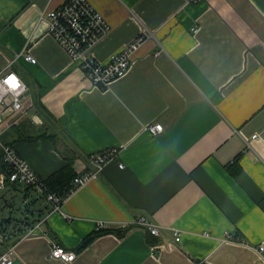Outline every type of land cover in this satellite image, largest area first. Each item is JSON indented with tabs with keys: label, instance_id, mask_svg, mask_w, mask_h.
Instances as JSON below:
<instances>
[{
	"label": "crops",
	"instance_id": "crops-1",
	"mask_svg": "<svg viewBox=\"0 0 264 264\" xmlns=\"http://www.w3.org/2000/svg\"><path fill=\"white\" fill-rule=\"evenodd\" d=\"M65 1L0 0V74L28 88L24 116L0 141L41 179L117 156L59 211L0 185V228L18 237L0 254L11 249V264H264L254 249L264 244V0H86L109 27L86 51L95 61L150 33L106 89L49 34L46 14ZM154 123L163 131L150 136ZM141 217L159 237L134 224ZM53 244L75 259L52 258Z\"/></svg>",
	"mask_w": 264,
	"mask_h": 264
},
{
	"label": "built area",
	"instance_id": "built-area-1",
	"mask_svg": "<svg viewBox=\"0 0 264 264\" xmlns=\"http://www.w3.org/2000/svg\"><path fill=\"white\" fill-rule=\"evenodd\" d=\"M198 2L199 0H192ZM49 34L65 50L69 57L79 63L82 74L91 84L98 89H106L110 83L126 75L130 68V55L139 47L141 42L150 35L147 29H143L141 35L124 50L112 55L107 63H99L86 55V51L92 44L101 38L109 29L102 16L87 3L86 0H67L63 5L46 14ZM197 33V29H192ZM159 52L155 54L158 56ZM31 64H36V60L28 53L17 56ZM16 59L12 61L14 63ZM28 88L26 84L14 72L0 74V130L2 127L17 125L24 116V96ZM144 130L150 136H157L163 131L161 124H148ZM253 135L251 139H255ZM0 185L5 182L24 189H30L37 198L45 200L54 211H59L63 201L74 193L87 181L96 178L103 167L115 160L116 149H109L89 156V170L75 177L71 187L64 195L50 192L41 179L14 150V148L0 141ZM119 168H123L119 164ZM64 219L69 220V217ZM141 226L147 233L154 237H159L160 227L145 217H141L134 223ZM100 228V226H98ZM174 241L180 242V233H173ZM5 237L0 229V244ZM230 241H239L233 237ZM242 243V241H239ZM259 254H264V244L254 247ZM51 257L64 262H71L75 259L74 252L52 245L50 249ZM11 249L0 254V264L12 263Z\"/></svg>",
	"mask_w": 264,
	"mask_h": 264
},
{
	"label": "trees",
	"instance_id": "trees-1",
	"mask_svg": "<svg viewBox=\"0 0 264 264\" xmlns=\"http://www.w3.org/2000/svg\"><path fill=\"white\" fill-rule=\"evenodd\" d=\"M75 176L76 175L70 170V168L65 167L64 169H61L53 173L47 179H43V183L50 192L56 193L59 195H64L69 189V187L71 186V183L73 179L75 178ZM27 190H30V189H27ZM0 229H1L2 235L5 238H7L9 245H13L17 241L18 237L17 239H12L10 234H7V232L5 230H2V228ZM104 232L105 231L100 233L99 231L98 234H102ZM98 234L90 235L86 239L85 243H88L93 237L97 236Z\"/></svg>",
	"mask_w": 264,
	"mask_h": 264
},
{
	"label": "rangeland",
	"instance_id": "rangeland-1",
	"mask_svg": "<svg viewBox=\"0 0 264 264\" xmlns=\"http://www.w3.org/2000/svg\"><path fill=\"white\" fill-rule=\"evenodd\" d=\"M4 192H5V191H1L0 194H2V193H4ZM11 198H12V199H16V198H15V194H11V195L9 194L8 199H11ZM35 198H37L36 195H35L33 192L30 193V195H29V199H30L31 203L33 202L34 204H36V205L39 206V205H40L39 202H42V201H34ZM19 200H20V197L18 198L17 201H19ZM41 200H42V199H41ZM17 201H16V202H17Z\"/></svg>",
	"mask_w": 264,
	"mask_h": 264
},
{
	"label": "bare ground",
	"instance_id": "bare-ground-1",
	"mask_svg": "<svg viewBox=\"0 0 264 264\" xmlns=\"http://www.w3.org/2000/svg\"><path fill=\"white\" fill-rule=\"evenodd\" d=\"M66 2V1H65ZM64 4V3H63ZM62 5V4H61ZM17 61V60H16ZM10 66V65H9ZM12 68V67H11ZM5 69V68H4ZM6 71V70H5ZM11 71V70H10ZM21 78V77H20Z\"/></svg>",
	"mask_w": 264,
	"mask_h": 264
}]
</instances>
